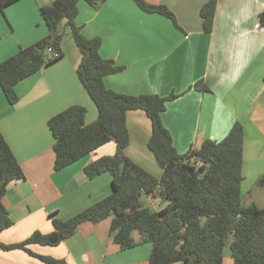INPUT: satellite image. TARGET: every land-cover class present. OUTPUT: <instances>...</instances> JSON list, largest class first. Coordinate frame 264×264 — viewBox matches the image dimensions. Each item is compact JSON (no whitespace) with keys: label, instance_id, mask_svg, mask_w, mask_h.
Instances as JSON below:
<instances>
[{"label":"crops","instance_id":"crops-1","mask_svg":"<svg viewBox=\"0 0 264 264\" xmlns=\"http://www.w3.org/2000/svg\"><path fill=\"white\" fill-rule=\"evenodd\" d=\"M44 0H18L0 13V62L47 34L39 7ZM52 2L53 0H46ZM164 4L169 18L141 10L132 0H104L96 7L78 3L75 23L84 36L99 37L100 54L123 69L104 77L108 88L126 94L178 96L166 104L161 121L179 153L199 148L205 139L220 141L235 121L244 129L246 150L259 144L264 153V30L258 15L264 0H217L211 32L201 28L199 10L207 0H146ZM63 56L15 85L18 101L9 104L0 88V132L18 160L23 179L8 183L2 202L12 225L0 231L1 243L18 242L33 231L53 230L51 213L66 219L107 196L111 177L93 178L85 166L113 154V141L70 165L56 170L54 139L47 120L67 106L85 107V122L97 117L94 103L76 76L80 52L65 26ZM199 80L208 90L195 87ZM225 110H224V109ZM129 144L125 154L151 174L161 169L147 147L151 123L143 110L127 112ZM251 136L254 140H248ZM248 140V141H247ZM252 152V150H251ZM264 176V175H262ZM260 176V177H262ZM155 209L165 202L147 195ZM135 241L142 236L133 231ZM37 254L63 259L66 264H148L149 243L121 250L110 234V218L80 223L57 245L30 244ZM226 254L222 264H231ZM0 264H44L21 249L0 248Z\"/></svg>","mask_w":264,"mask_h":264},{"label":"trees","instance_id":"trees-1","mask_svg":"<svg viewBox=\"0 0 264 264\" xmlns=\"http://www.w3.org/2000/svg\"><path fill=\"white\" fill-rule=\"evenodd\" d=\"M16 1L0 0V13ZM80 1L96 7L104 0H53L39 7L47 34L0 62V88L7 102L15 104L18 101L15 85L63 56V31L59 25L65 20L81 55L76 76L94 103L97 117L86 123L85 107L73 104L47 120L54 139L53 167L62 169L113 141L116 145L113 155L101 156L84 168L89 178L108 172L111 192L69 218L61 219L51 213V232L35 230L21 241L0 242V248L24 250L44 264H66L63 259L37 254L28 246L57 245L70 237L80 223H96L109 217L112 240L121 250L141 243L151 245L148 264H222L226 246L232 264H264V208L241 204L242 124L235 121L220 141L205 139L199 148L190 147L179 153L161 121L167 102L178 95L126 94L108 88L104 77L120 72L123 67L101 56L99 37L82 34L81 26L75 23ZM132 1L141 10L163 15L177 25L166 5ZM216 3L217 0H207L199 10L205 33L212 30ZM258 22L264 30V9L258 15ZM195 87L208 90L202 80ZM138 109L144 111L151 123L147 147L161 169L159 177L125 154L129 144L127 112ZM23 178L21 166L0 132V231L12 225L2 202L6 187L11 181ZM259 182L264 185V176ZM147 195L158 196L165 204L150 209L143 203ZM133 231L140 233V241L134 240Z\"/></svg>","mask_w":264,"mask_h":264},{"label":"rangeland","instance_id":"rangeland-1","mask_svg":"<svg viewBox=\"0 0 264 264\" xmlns=\"http://www.w3.org/2000/svg\"><path fill=\"white\" fill-rule=\"evenodd\" d=\"M50 3L51 2L44 0L42 4L46 5ZM62 23L63 21L61 22L59 27L64 32L65 29H63L64 26H62L63 25ZM63 45L64 48H66V50L68 49L67 46H71L69 45L67 38L64 39V42L62 40L61 46L63 47ZM248 140L250 141L254 139L251 136H249ZM261 151L262 149L260 148V141H259V144L257 146L253 148H248V151L246 150L245 153V159L242 165V174L244 179L241 183V204L244 206L253 204L259 208H264V185L262 186L259 182L261 178L260 176L264 175V153L261 154L262 153ZM113 154H109V155H113ZM143 203L144 206H147L150 209L156 208L151 205L153 203H151L150 200L147 198H143ZM229 240H231V237ZM226 254H228V256L230 257V251L228 246H226L223 251V256H225ZM175 264H181V263L178 262Z\"/></svg>","mask_w":264,"mask_h":264},{"label":"built area","instance_id":"built-area-1","mask_svg":"<svg viewBox=\"0 0 264 264\" xmlns=\"http://www.w3.org/2000/svg\"><path fill=\"white\" fill-rule=\"evenodd\" d=\"M48 51H49V52H51V51H52V49H51V48H48Z\"/></svg>","mask_w":264,"mask_h":264}]
</instances>
